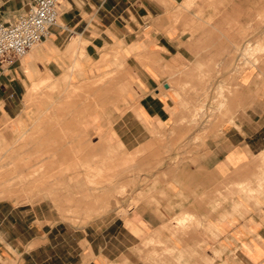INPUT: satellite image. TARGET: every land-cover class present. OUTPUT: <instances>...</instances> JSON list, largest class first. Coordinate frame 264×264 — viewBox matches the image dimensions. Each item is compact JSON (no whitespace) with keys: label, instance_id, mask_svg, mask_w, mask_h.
I'll use <instances>...</instances> for the list:
<instances>
[{"label":"crops","instance_id":"0c3cea01","mask_svg":"<svg viewBox=\"0 0 264 264\" xmlns=\"http://www.w3.org/2000/svg\"><path fill=\"white\" fill-rule=\"evenodd\" d=\"M184 1L60 0L51 34L12 64L0 63V143L30 128L37 112L28 97L46 79L80 83L123 68L114 105L87 130L126 150L153 144L182 114L171 72L188 63L214 66L199 56L232 48L241 27L264 31V0H196L176 23ZM34 2L0 0V13L10 22ZM197 12L206 22L200 30L186 26ZM236 82L230 106L194 158H138L156 184L126 214L78 226L46 199H0V264H152L163 247L178 249L184 264H264V191L257 200L236 192L240 182L254 181L263 159L264 65ZM184 212L194 215L187 228L170 226Z\"/></svg>","mask_w":264,"mask_h":264},{"label":"rangeland","instance_id":"374dc122","mask_svg":"<svg viewBox=\"0 0 264 264\" xmlns=\"http://www.w3.org/2000/svg\"><path fill=\"white\" fill-rule=\"evenodd\" d=\"M195 2L185 0L175 8L176 23ZM199 15L191 16L186 26L204 28L206 22ZM258 23L264 26V18ZM249 26L240 28L239 41L232 48L215 55L208 49L207 56H199L214 60V66L188 63L171 72L182 114L172 127L156 135L153 144L136 150H126L113 140H98L87 130L95 119H104L114 105L112 95L119 89L117 81L123 68L80 83L48 78L32 88L27 101L28 106L36 107L32 125L12 132L0 143V199L19 203L46 199L58 215L78 226L111 212L126 214L156 184L146 177L138 158H194L205 145L209 129L219 121L217 114L230 106V96L238 91V77L264 65V31ZM204 38L205 44L212 46V36ZM54 151L58 154L50 156ZM259 163L254 181L244 180L236 189L253 194L256 200L264 191V158ZM31 172L35 174L32 177ZM233 188L227 185L224 190L234 195ZM193 217L184 212L170 226L187 228ZM176 252V248L154 250L158 259L152 264H184L182 254L177 256Z\"/></svg>","mask_w":264,"mask_h":264},{"label":"built area","instance_id":"2783aa9c","mask_svg":"<svg viewBox=\"0 0 264 264\" xmlns=\"http://www.w3.org/2000/svg\"><path fill=\"white\" fill-rule=\"evenodd\" d=\"M60 0H35L10 22L0 13V63L12 64L51 34L59 24Z\"/></svg>","mask_w":264,"mask_h":264},{"label":"bare ground","instance_id":"6f19581e","mask_svg":"<svg viewBox=\"0 0 264 264\" xmlns=\"http://www.w3.org/2000/svg\"><path fill=\"white\" fill-rule=\"evenodd\" d=\"M53 154H55V156H56V154H58V151H54L53 153L50 154V156H52ZM261 155H262V157L264 158V152H262ZM55 156H53V158H57V157H55ZM34 175H35V174H33L32 172L29 173V176H30V177H32V176H34ZM182 220H183V219H181L180 221H182Z\"/></svg>","mask_w":264,"mask_h":264}]
</instances>
